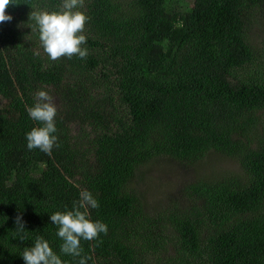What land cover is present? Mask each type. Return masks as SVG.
Here are the masks:
<instances>
[{"label": "trees", "instance_id": "trees-1", "mask_svg": "<svg viewBox=\"0 0 264 264\" xmlns=\"http://www.w3.org/2000/svg\"><path fill=\"white\" fill-rule=\"evenodd\" d=\"M13 3L0 23V264H25L37 236L78 264L50 215L82 190L108 226L81 239L87 264H264V0H84L89 54L56 61L29 15L62 0ZM38 90L57 108L51 154L27 149ZM158 159L193 177L151 213L134 185Z\"/></svg>", "mask_w": 264, "mask_h": 264}, {"label": "clouds", "instance_id": "clouds-1", "mask_svg": "<svg viewBox=\"0 0 264 264\" xmlns=\"http://www.w3.org/2000/svg\"><path fill=\"white\" fill-rule=\"evenodd\" d=\"M14 4L13 0H0V23L10 22L13 17L6 14V9ZM84 0H62L60 11L32 10L29 19L35 21L39 30V39L44 52L53 61L61 57L78 56L86 59L88 49L82 47L87 43L84 33L89 17L79 9L83 8ZM30 119L38 126L26 133L27 149H39L51 154L53 147H59L55 117L57 108L53 97L45 90L35 94L33 106L27 109ZM98 200L88 190L79 193V199L73 201L71 210L56 211L50 215L52 224L58 228L57 236L62 240L61 253L73 258L79 257L78 264H87L90 256L82 255L80 241L95 240L100 233L107 234L108 226L100 221H92L88 209H98ZM83 209V211H81ZM16 234L24 240L25 222L22 216L15 218ZM25 264H66L50 247L42 236L35 238L31 247H25L22 253Z\"/></svg>", "mask_w": 264, "mask_h": 264}, {"label": "rangeland", "instance_id": "rangeland-1", "mask_svg": "<svg viewBox=\"0 0 264 264\" xmlns=\"http://www.w3.org/2000/svg\"><path fill=\"white\" fill-rule=\"evenodd\" d=\"M212 167L233 168V164L227 160L217 159ZM192 177L190 170L182 164L158 159L139 171L134 186L143 196L146 205L149 206V211L153 213L169 196H173Z\"/></svg>", "mask_w": 264, "mask_h": 264}]
</instances>
